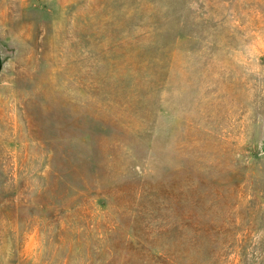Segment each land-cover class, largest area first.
I'll return each mask as SVG.
<instances>
[{
  "label": "rangeland",
  "instance_id": "rangeland-1",
  "mask_svg": "<svg viewBox=\"0 0 264 264\" xmlns=\"http://www.w3.org/2000/svg\"><path fill=\"white\" fill-rule=\"evenodd\" d=\"M264 0H0V264H264Z\"/></svg>",
  "mask_w": 264,
  "mask_h": 264
},
{
  "label": "water",
  "instance_id": "water-1",
  "mask_svg": "<svg viewBox=\"0 0 264 264\" xmlns=\"http://www.w3.org/2000/svg\"><path fill=\"white\" fill-rule=\"evenodd\" d=\"M262 149L264 150V143H263V145H262Z\"/></svg>",
  "mask_w": 264,
  "mask_h": 264
}]
</instances>
